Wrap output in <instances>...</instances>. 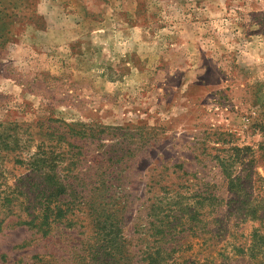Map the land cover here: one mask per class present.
Wrapping results in <instances>:
<instances>
[{
    "label": "rangeland",
    "instance_id": "obj_1",
    "mask_svg": "<svg viewBox=\"0 0 264 264\" xmlns=\"http://www.w3.org/2000/svg\"><path fill=\"white\" fill-rule=\"evenodd\" d=\"M0 11V264H264V0Z\"/></svg>",
    "mask_w": 264,
    "mask_h": 264
},
{
    "label": "trees",
    "instance_id": "obj_2",
    "mask_svg": "<svg viewBox=\"0 0 264 264\" xmlns=\"http://www.w3.org/2000/svg\"><path fill=\"white\" fill-rule=\"evenodd\" d=\"M7 17V16H6ZM5 16L3 17V13L0 11V28H1V25H3V19H5L6 18ZM55 195H57V194H55ZM40 198H41V200H42V204H43V201H44V207H45V209H44V215H43V220H44V222H42L40 225H41V227H45L46 226V222H47V215H46V210L47 209H49V207L47 206L46 207V205H48L49 203H47V201H48V199H49V197H47L44 193L43 194H41L40 195ZM47 203V204H46ZM47 208V209H46ZM173 224H174V222H172V221H167L166 222V224L164 223L163 225H162V227H161V238H160V241L161 240H164V238H165V236H167L168 234H165V233H170V231L173 229ZM28 225H30L31 227H36L35 225L34 226H32V224L30 223V224H28ZM262 240H264V238H262ZM157 255L159 256V261L158 260H156L155 262H156V264H164L165 263V261H166V257H164L163 256V254H162V252L161 251H159L158 253H157ZM149 256H151V255H149ZM161 256V257H160ZM152 259V258H151Z\"/></svg>",
    "mask_w": 264,
    "mask_h": 264
}]
</instances>
